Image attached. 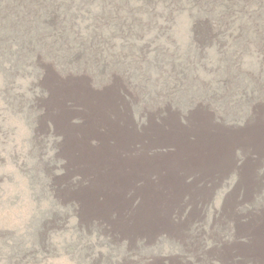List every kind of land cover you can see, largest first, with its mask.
Here are the masks:
<instances>
[{"label":"rangeland","instance_id":"rangeland-1","mask_svg":"<svg viewBox=\"0 0 264 264\" xmlns=\"http://www.w3.org/2000/svg\"><path fill=\"white\" fill-rule=\"evenodd\" d=\"M71 2L70 6L83 5L92 11L98 16L96 21L101 18L105 23H140L141 28L136 27L126 36L133 41L132 57H138V47L143 46L141 54L149 62L139 68L136 61L138 70H134L138 72L131 70L129 80L116 72L114 80H104L102 86L95 84L99 91L77 80L53 90L49 101L51 121L60 127L61 136L57 139L63 142V157L73 177L80 181L79 198L92 211L108 210L121 217L123 220L119 219L118 226L121 229L123 222H144L149 220V214L166 212L170 202L185 192L187 184L198 189L202 197H211L210 207L205 211L206 221L221 209L225 213L224 194L236 176L224 166L231 164L240 146L243 152H238L237 156L246 160L244 151L249 142L263 136L254 129L231 130L225 122V128L221 127L216 120L222 116L233 122L248 114L247 101L241 97L232 98V85L236 89H249L254 83H264V0ZM111 8L119 11L120 18L105 17ZM203 23L213 29L209 47L200 51L190 49L192 27L194 24L202 27ZM108 31L106 37L110 36ZM204 33L202 28L199 35L209 36ZM120 36L111 37L114 47L116 45L115 52L118 45L125 42ZM197 54L202 59H195L196 74L207 82L211 91H205L204 87L200 90L198 81L181 88L176 84L174 94L164 90L163 72H168L169 67L158 64V70L155 63L166 61L168 56L178 63L188 55L197 58ZM250 76L260 79L254 81ZM14 80L18 88L27 83L20 78ZM5 81L0 78V264H76L61 251L68 241L65 233L48 236L55 248L50 247L49 252L38 250L34 244L37 241L33 228L39 213L35 197L40 193L36 185L37 173L33 171L36 161L27 156L29 117L24 114L28 110L21 108L20 114L15 112V107L9 103L11 86ZM127 82L135 88L131 90ZM122 86L134 93L130 106L119 98ZM138 87L149 89L146 97ZM181 89L186 92L182 93ZM212 91L217 97L205 104L204 97H211L209 92ZM235 100H238L236 105ZM194 101L203 105L195 107ZM170 106L172 109L168 111ZM189 107L193 110L187 111ZM221 167L223 170L219 171ZM241 172L247 176L251 168L245 166ZM246 176L242 178L247 180ZM251 218L255 254L260 259L258 262L264 264V209ZM203 227L209 229L210 222ZM256 235L262 246L256 241ZM169 243L164 241L162 249L172 248Z\"/></svg>","mask_w":264,"mask_h":264},{"label":"bare ground","instance_id":"bare-ground-1","mask_svg":"<svg viewBox=\"0 0 264 264\" xmlns=\"http://www.w3.org/2000/svg\"><path fill=\"white\" fill-rule=\"evenodd\" d=\"M71 3V0H0V78L6 79L4 83L11 86L9 103L15 107V112L20 114L21 108L28 110L24 114L29 117L27 156L36 161L33 171H36L35 176L38 179L36 185L40 194L35 199L39 213L33 228L37 242H31L38 250L49 252L53 243L48 236L65 233L68 241L66 248L61 247V251L76 264H260V259L255 254L251 217L264 209V83H254L249 89H236L232 85V98L241 97L247 101L245 107L248 114L233 122L222 116H218L216 120L221 127L225 128V122L231 130L254 129L263 136L249 142L244 151L246 160L237 156L238 152H243L240 146L233 154L231 164L224 166L236 176L233 183L228 185L224 198L222 197V207L226 206L225 213L221 209L210 221H206L205 211L210 207L211 197H202L198 189L196 191L186 183L185 192L170 202L166 212L149 214V220L138 222L139 224L123 222L121 229L118 227L119 219L123 220L121 217L108 210L100 213L92 211L79 198L80 181L73 177L72 169L63 157V142L57 139L61 136L60 127L51 121L49 101L53 90L70 80L84 82L94 88V91H99L94 85L102 86L104 80H114L116 72H121L129 80L136 61L139 68L144 64L147 66V57L141 54L143 46L138 47L140 55L137 59L133 58L130 53L133 51L130 50L134 47L131 44L133 41L126 36L136 27L142 26L140 23H105L100 21L101 18L96 21L98 16L93 15L92 11L83 5L70 6ZM107 14L109 15L105 17L109 19L113 16L120 18L117 9L111 8ZM200 28L209 36L199 35ZM107 30L109 37L105 36ZM212 30L209 24L203 23L202 27L194 24L189 48L200 51L205 46L209 47L214 36ZM118 36L125 41L118 45L117 50L121 52L113 50L115 42L111 37ZM199 54L197 58L189 55L178 58V63L169 56L166 61L162 59L160 63H155L158 70L161 65L169 67L168 72H163L164 90L170 93L173 88L176 89V84L181 88L182 85L191 86L198 81L200 90L204 87L205 91H211L207 82L199 79L196 74L195 59H202ZM19 78L27 81L25 87L15 86L14 79ZM250 78H254V81L260 79L258 76ZM127 83L131 90L135 88L130 82ZM138 88L146 97L149 89ZM130 89L122 86L119 94L126 106H130L134 96ZM181 91L186 92L184 89ZM212 95L204 97L205 104L210 98L217 97ZM237 102L235 100V105ZM194 105L196 107L203 104L194 101ZM171 109L170 106L168 111ZM192 110L193 107L187 109ZM245 166L251 168L247 176L241 172ZM222 170V167L219 168V171ZM244 176L247 180L242 178ZM207 222L211 225L209 229L203 227ZM255 237L259 246H262L258 236ZM162 240L171 242L169 244L173 247L169 250L162 249Z\"/></svg>","mask_w":264,"mask_h":264}]
</instances>
